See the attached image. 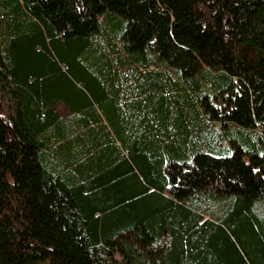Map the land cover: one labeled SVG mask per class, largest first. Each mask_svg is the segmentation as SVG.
<instances>
[{"label":"trees","instance_id":"1","mask_svg":"<svg viewBox=\"0 0 264 264\" xmlns=\"http://www.w3.org/2000/svg\"><path fill=\"white\" fill-rule=\"evenodd\" d=\"M0 264H264V0H0Z\"/></svg>","mask_w":264,"mask_h":264},{"label":"rangeland","instance_id":"2","mask_svg":"<svg viewBox=\"0 0 264 264\" xmlns=\"http://www.w3.org/2000/svg\"><path fill=\"white\" fill-rule=\"evenodd\" d=\"M209 96L212 98V94L209 93ZM58 111L60 114L65 113V109L60 106L58 107ZM219 127V128H218ZM216 129L218 130L220 141L218 145V150L221 155H229L231 151L232 142L239 143L244 149H249L251 146L255 144V134L254 131L248 129H239L233 125H229L228 129L223 128L220 124ZM257 152L259 154L263 153V150L260 146H258Z\"/></svg>","mask_w":264,"mask_h":264}]
</instances>
